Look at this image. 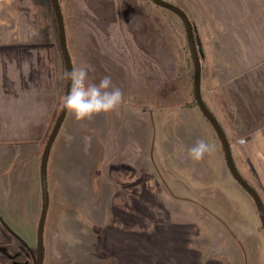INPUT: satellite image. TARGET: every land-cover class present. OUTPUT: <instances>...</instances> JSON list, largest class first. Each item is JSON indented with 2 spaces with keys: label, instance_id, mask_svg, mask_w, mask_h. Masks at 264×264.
<instances>
[{
  "label": "rangeland",
  "instance_id": "obj_1",
  "mask_svg": "<svg viewBox=\"0 0 264 264\" xmlns=\"http://www.w3.org/2000/svg\"><path fill=\"white\" fill-rule=\"evenodd\" d=\"M166 1L188 11L184 0ZM58 2L72 70L87 65L90 83L110 76L124 104L91 121L77 122L66 113L65 127H78L85 145L93 141V155L78 191L57 190L45 169L41 263L264 264L256 206L231 176L220 141L194 100L193 61L179 16L151 0ZM52 10L51 0H0V38L14 44L0 47V64L9 62L12 72L0 87L8 86L14 119L22 118L20 105L31 108L30 126L18 140L3 141L0 119V154H32V143L46 129L40 162L60 113L67 80ZM189 19L197 31V18ZM194 39L200 57L195 34ZM207 65L202 84L208 102L201 97L226 134L237 170L264 205V63L244 70L230 64L231 77ZM199 139L215 151L194 162L188 149ZM29 188V225L16 224L19 241L32 242L34 264L32 182ZM37 194L38 222L40 176Z\"/></svg>",
  "mask_w": 264,
  "mask_h": 264
},
{
  "label": "crops",
  "instance_id": "obj_2",
  "mask_svg": "<svg viewBox=\"0 0 264 264\" xmlns=\"http://www.w3.org/2000/svg\"><path fill=\"white\" fill-rule=\"evenodd\" d=\"M184 3L188 11L184 7L183 10L188 17L191 15L197 18V31L193 29L199 39L200 90L204 100L208 102V93L202 84L205 79L203 70L207 64H214L220 75L231 77L230 64H235L236 70H244L264 63V0H184ZM9 46H14L12 41L0 38V47ZM8 65L9 62H5L4 66L0 64V83L7 80L12 73ZM6 89L0 87V119L4 127L3 141L11 142L18 140V136L25 135L23 128L30 126L31 108L20 105L17 109L22 118L14 119L12 110L14 105L6 96ZM215 101L219 106L220 101L218 99ZM24 119L27 122L23 121ZM65 122L64 119L51 146L50 165L47 161L48 177L55 179L53 184H57L52 185V189L56 186L57 190L65 188L69 191H78L82 189L81 185L84 184L87 175L86 169L89 167V159H92L91 150L94 142L86 141L85 145L78 127L73 131L68 124L65 127ZM45 132L46 129L41 138L32 143V154H14L13 150L10 154L8 151L5 155L0 154V165L10 161L8 165L0 166V264H30L32 242L25 246L19 241L21 235L18 233L19 227L16 223L26 221L29 225L28 203L25 200L32 182L35 189L32 192L35 201L33 226L35 225L37 230L36 219L39 211L37 179L39 180L40 176L38 152ZM79 149L82 150V154L76 153ZM114 153L116 151L111 154ZM89 173V181L92 182L93 170ZM81 176L84 179H81ZM2 201L4 204H1ZM9 222L11 226L7 224Z\"/></svg>",
  "mask_w": 264,
  "mask_h": 264
},
{
  "label": "water",
  "instance_id": "obj_3",
  "mask_svg": "<svg viewBox=\"0 0 264 264\" xmlns=\"http://www.w3.org/2000/svg\"><path fill=\"white\" fill-rule=\"evenodd\" d=\"M154 4L166 8L172 12H174L179 18L182 20L186 32V37L188 41V46L190 50V54L193 61V93H194V99L196 101V104L201 110L203 116L208 120L212 128L214 129L216 136L218 137L223 153L224 158L226 162V166L231 174V176L234 178V180L247 192V194L252 198L260 221H261V227L264 230V205L263 202L259 196V194L256 192L254 188L244 179V177L239 173V171L236 168L235 163L233 162V157L230 149L229 141L227 140L226 134L220 125L218 123V120L216 117L211 113V111L207 108L205 102L203 101L201 97V90H200V59L198 55V50L195 44L194 39V32L192 28V23L188 17V15L184 12L182 8L179 6H176L175 4L166 1V0H151ZM52 8L57 20L58 24V31H59V42H60V49L62 52V56L64 59V65L66 72L72 71V65L71 60L67 48V42L65 37V30H64V23H63V17L61 14V9L59 7L58 0H51ZM70 88V81L67 80L66 85V91L65 94L68 92ZM67 111L64 109L60 110V113L56 119V122L50 132V135L47 139V142L45 144V147L42 152L41 161H40V186H41V211L40 216L37 224V230H36V257L34 264H42V255H43V232H44V224L47 216L48 211V193H47V180H46V170L47 169V161L49 157V153L51 150V146L53 144V141L55 140V137L58 133V129H60L65 115Z\"/></svg>",
  "mask_w": 264,
  "mask_h": 264
},
{
  "label": "clouds",
  "instance_id": "obj_4",
  "mask_svg": "<svg viewBox=\"0 0 264 264\" xmlns=\"http://www.w3.org/2000/svg\"><path fill=\"white\" fill-rule=\"evenodd\" d=\"M70 81L68 92L60 98V108L66 110L77 122L91 121L95 116L119 111L124 104V93L112 83L110 76H104L99 83L89 82V67L82 65L65 72ZM215 145L199 139L188 149V155L194 162L211 155Z\"/></svg>",
  "mask_w": 264,
  "mask_h": 264
},
{
  "label": "trees",
  "instance_id": "obj_5",
  "mask_svg": "<svg viewBox=\"0 0 264 264\" xmlns=\"http://www.w3.org/2000/svg\"><path fill=\"white\" fill-rule=\"evenodd\" d=\"M158 6V5H157ZM160 7V6H159ZM161 8H163V7H161ZM164 9H166V8H164ZM166 10H168V9H166ZM170 11V10H169ZM172 12V11H171ZM174 13V12H173ZM61 50V49H60ZM63 57V56H62ZM195 100V99H194ZM196 102V101H195ZM197 105V104H196ZM207 106V105H206ZM208 108V107H207ZM199 109V108H198ZM209 109V108H208ZM210 110V109H209ZM211 111V110H210ZM202 113V112H201ZM212 113V112H211ZM213 114V113H212ZM203 115V114H202ZM214 115V114H213ZM215 116V115H214ZM205 118V117H204ZM205 120L208 122V120L205 118ZM209 123V122H208ZM210 124V123H209ZM212 127V126H211ZM213 129V128H212ZM214 130V129H213ZM222 148V147H221Z\"/></svg>",
  "mask_w": 264,
  "mask_h": 264
}]
</instances>
